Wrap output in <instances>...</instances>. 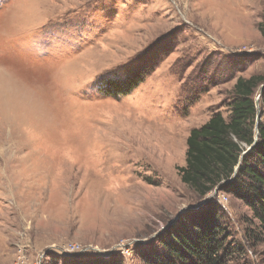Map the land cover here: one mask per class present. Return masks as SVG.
Instances as JSON below:
<instances>
[{
	"label": "rangeland",
	"instance_id": "374dc122",
	"mask_svg": "<svg viewBox=\"0 0 264 264\" xmlns=\"http://www.w3.org/2000/svg\"><path fill=\"white\" fill-rule=\"evenodd\" d=\"M263 15L264 0H0V264H144L169 226L214 206L228 264H264L244 201L201 197L178 172L238 78L264 79ZM130 64L155 69L103 96L96 82Z\"/></svg>",
	"mask_w": 264,
	"mask_h": 264
},
{
	"label": "trees",
	"instance_id": "16d2710c",
	"mask_svg": "<svg viewBox=\"0 0 264 264\" xmlns=\"http://www.w3.org/2000/svg\"><path fill=\"white\" fill-rule=\"evenodd\" d=\"M260 30L264 32V15ZM154 69L152 64H130L101 77L96 86L103 96L119 97L130 93ZM262 83L264 79L257 76L238 78L229 116L215 113L190 131L186 163L178 172L182 182L201 197L218 188L233 193L250 208L264 231V90L259 104L255 97ZM220 217L214 206L195 215L191 224L182 218L159 236L160 249L142 252L141 260L144 264H228L230 233ZM63 264H123V259L71 256Z\"/></svg>",
	"mask_w": 264,
	"mask_h": 264
},
{
	"label": "water",
	"instance_id": "95a60500",
	"mask_svg": "<svg viewBox=\"0 0 264 264\" xmlns=\"http://www.w3.org/2000/svg\"><path fill=\"white\" fill-rule=\"evenodd\" d=\"M257 101V103H258V101L259 100H256ZM259 118V117H258ZM256 139L258 138V126H256V137H255ZM251 147H248V149L247 150H249ZM237 169V168H236ZM217 190V189H216Z\"/></svg>",
	"mask_w": 264,
	"mask_h": 264
}]
</instances>
